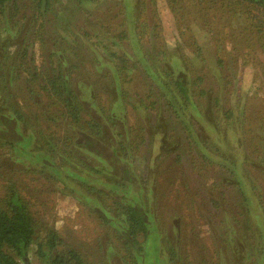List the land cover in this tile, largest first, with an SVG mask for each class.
Here are the masks:
<instances>
[{
	"label": "rangeland",
	"instance_id": "rangeland-1",
	"mask_svg": "<svg viewBox=\"0 0 264 264\" xmlns=\"http://www.w3.org/2000/svg\"><path fill=\"white\" fill-rule=\"evenodd\" d=\"M166 1L168 0H98L97 7L92 14L90 13L91 16H88L89 20L99 21L104 25H112L113 22L117 32H123L126 36L122 44L125 45L128 55L132 56L129 57L130 63L134 64V67H130L126 73V79L120 75L122 81L119 84L122 88L125 86L126 94L116 91L117 83L109 72L111 69L107 61L96 57L97 61L91 66L88 57L96 55L89 44L88 48L79 42L77 44L80 55L85 57V67L82 69L84 73L79 74L74 68L70 70L72 78L78 75L84 81L94 82L92 92L105 93V96L98 93L95 96L97 101L108 97L106 99H110L112 108L117 110V115L121 116L127 125L124 128L115 123L114 129L111 130L118 134L123 133L126 139L133 142L129 155H124L123 152L121 155H124V164L132 170L130 173L136 175L135 180L139 182L140 187L134 189L133 186L138 183L132 182V187L124 188L127 190L126 193H121L118 188L115 189L117 191L108 192L98 187L102 191L99 193L94 191L90 195L91 193L86 189L74 187L77 182L73 180L71 184L65 182L63 184L62 181L56 183L51 178H41L35 181V186L29 188L36 197L42 192L40 199L43 201L42 210L45 212L43 218L48 225L59 232L66 245L74 246L82 252L89 249L91 264H119L117 257H125L124 251L120 249L119 233L113 227V221L121 217L123 204L126 205L131 201L139 202L146 215L155 221L154 226L158 220L164 222V226L159 224L154 228L158 238H153L151 240L153 243L148 239V247L150 251H155L157 264H170L167 257L162 255V250L159 249V254L156 249V243L158 247H163L167 242L175 244L174 247L178 251L179 259L173 264H221V260L225 264L235 262V264H264V254L258 253L256 257L250 259L243 258L246 248L244 218H247L256 231L264 225L263 212L257 203L259 194L264 203V161L261 160L264 157V122L258 121L251 126H243L237 122L239 118L235 112L238 108H242L244 99L249 96L257 97L254 99L255 103H261L258 105H262L264 109V52L255 48L258 41L252 29L240 35L232 28L235 21L240 23L243 20L241 10L232 16L235 17L234 19L229 20L224 16L221 21V33L227 34V37L229 34L234 35L230 39H225L222 35L223 38L220 39L212 36L211 28L200 29L197 26L196 21L200 18L194 20L195 17L188 14L185 17L179 15L173 17L164 7ZM227 3L228 0L218 1V5L228 6ZM56 8L52 9V14L61 16L59 21L66 15L67 20L74 23L80 21L82 25L81 23L87 22L83 19L87 14L80 13L81 10L70 0H62L60 3L56 0ZM157 8L159 12L162 9L160 14L157 13ZM208 18L214 30L218 16L214 19ZM2 29L0 26V50L4 49L5 32H1ZM59 32L65 33L62 30ZM101 32L103 31H96L98 34ZM89 33L93 36L92 31ZM91 35L86 38L89 39ZM97 39L93 36L88 42L93 44ZM223 39L224 41L221 42ZM11 45L7 46V50L13 56L16 44L13 42ZM93 48L95 49L96 46L93 45ZM36 49L37 47L34 46L33 50L37 58ZM219 57L222 58L221 65L217 63ZM36 62L38 63L37 59ZM1 70L0 75L2 71L4 72ZM167 70L182 73V80L189 82L188 90H190L191 78L202 76L200 83L196 81V91L194 90L195 94H192L194 103L188 105L190 118L187 121L193 129L188 132L191 134L195 132L197 139L206 140V145H201L199 150L195 147L192 136L187 132L188 127H184L186 116H183L181 110L177 109L176 112L171 107L176 100H172L170 91L164 86L167 78H170L165 76L164 71ZM2 78L3 76H0V79ZM29 84H27L28 88L32 89L34 86ZM27 85L13 84L10 89L8 88L9 98L6 97L7 95H2L1 99L7 101L11 95L14 102L21 103L27 100L26 98L29 99V95H26ZM34 89L36 95L34 94L35 96L30 99L34 101L42 99L43 91H39L37 87ZM203 89L206 92L198 95ZM149 94L153 97L162 95L163 98L161 100L159 98L153 108L149 105L144 107L139 99L145 98L143 101L149 103ZM114 102H118L120 106L117 108ZM33 105V101H27L23 105L24 108H20L28 110ZM229 106L234 108L235 116L226 120L222 116V111ZM42 108L43 106H39L37 110ZM110 126L112 127L110 124L105 128ZM191 127L189 126L190 129ZM21 131L25 138H28V131L22 129ZM0 132L16 136L15 132H9L2 125ZM103 135L109 138L107 134ZM114 139L115 136L109 141L114 144ZM4 147H0V154L6 152V146ZM33 147V142H30L26 150ZM227 167L234 169L233 172L227 171ZM3 168L16 171V167L11 165L10 168V164ZM234 174L242 179L244 175L249 181L250 178L252 179L250 186L254 190L248 188V205L240 203L239 198L233 200L237 189L235 185L237 178ZM91 175L90 181L99 179L98 176L92 173ZM103 179L106 181L105 178ZM245 180L249 184L248 180ZM1 181L0 179V191ZM22 181L26 183L27 176ZM71 186L74 187L73 191L70 189ZM92 199L96 204L100 203L111 220L110 224L107 221L106 226L100 228L108 235L98 256L95 244L97 231L100 229L96 228V212L93 213ZM115 200L121 204L114 207L112 203ZM212 201H216V206L219 208L214 207ZM111 207L112 209H109ZM198 207H200L199 211L194 210ZM237 212H240L242 217L235 220L241 223L231 219L233 215L234 218L236 217ZM178 222H181V225ZM227 222L235 230L231 244L223 240L225 236L222 235L223 230H226ZM262 230L264 234V227ZM152 254L146 253L144 264L153 261ZM30 261L31 264H38L34 256H30Z\"/></svg>",
	"mask_w": 264,
	"mask_h": 264
},
{
	"label": "trees",
	"instance_id": "trees-1",
	"mask_svg": "<svg viewBox=\"0 0 264 264\" xmlns=\"http://www.w3.org/2000/svg\"><path fill=\"white\" fill-rule=\"evenodd\" d=\"M57 1L62 2V0ZM70 1L81 10L80 13L85 12L87 14V16L85 15L86 18H83L87 22L80 25V21L74 23L69 19L67 20L66 15L59 21L61 16L52 14V9L56 8V0H0V26L3 28L1 32H5L4 49L0 50V69L4 70V72L1 70L2 75H0L3 76L0 79V125L6 127L9 132L16 133L15 136L0 132V147L5 148L4 146H6V152L0 154V179L2 180L0 191V264H31L30 256L36 257L38 264H91L89 249L82 252L74 246L66 245L59 232L48 225L43 218L45 212L42 210L43 201L40 199L42 192L36 197L33 190L31 191L29 188V186H35L34 183L37 179L51 178L52 181H56V183L62 181L63 184L64 182L71 184L73 180L77 182L74 187L86 189L91 193L90 195L94 191L95 193L101 192L102 190L98 187L106 189L108 192L109 190L117 191L115 189L118 188L121 193H126L127 190L124 188L132 187V182L138 183L133 186L134 189L140 187L139 182L135 180L136 175L133 172L130 173L132 170L127 164H124L123 159V156L129 155V151L132 150L133 142L126 139L123 133L119 132L118 134L111 130L114 129L115 123L125 128L127 125L124 120L117 115V110L112 108V102L110 99H106L108 97L97 101L95 96L99 92L97 94L92 92V90L94 91L92 86L94 82L84 81L78 75L74 78L70 76V70L73 68L79 74L84 73L82 69L85 67V57L80 55V48L77 44L79 42L86 48L89 44L96 55H89L88 57L91 66L97 61L96 57L107 61L111 69L109 72L112 73L113 79L115 78L117 83H114L116 91L126 94L125 86L122 88L119 84L122 81L120 75L125 78L130 67H134L129 58L132 56L128 55L125 45L122 44L126 36L123 32H117V27L113 22L112 25H104L99 21L88 19V16H91L90 13L92 14L94 8L97 7L98 0ZM192 1L168 0L164 2V7L173 17L177 15L185 17L188 14L189 16L193 15L194 20L200 18L199 21H196L197 26L200 29L211 28L212 36H217L220 39L223 38L222 35L225 39H230L234 35L229 34L227 37V34L221 33V21L224 16L230 20L233 15L237 14V11L241 10L243 20L240 23L235 21L232 28L240 35L252 29L258 41L255 48L264 52V0H228V6L218 5L219 0H196L190 4ZM157 9V13L160 14L162 9L160 12L159 8ZM215 16H218V22H216L213 30L208 17L214 19ZM94 25L99 28H95ZM59 30L65 33H60ZM89 31H92L96 39L98 38L93 44L88 42L93 37ZM96 31L103 32L98 34ZM107 34L108 36H106ZM90 35L91 37L87 39L86 37ZM235 36L238 37L237 34ZM223 41L224 39L221 42ZM13 42L16 47L12 56L7 50V46H12ZM93 45L96 46L95 49ZM34 46L37 47V58L33 50ZM161 53L165 55V53ZM10 60H12L11 64H9ZM221 61V57L217 58L219 65L222 64ZM164 72L166 77H170L167 78V83L164 86L170 91L172 100H176V103L172 104L171 107L175 111L181 110L183 116H186L185 122L182 121L184 127H188L187 132L192 131L191 125L187 122L190 118L188 105L194 103L192 94H195L194 90L196 91V81L200 83L202 76L198 75L194 79L191 78V86L188 90L189 82L186 83L182 80V73H176L175 70ZM16 83L19 85L30 83L29 85L43 91L45 99H43L44 96L38 101L30 99L36 94L34 87L29 89L28 85L26 95H29V99L23 97L27 100L21 101V103L20 101L14 102L13 95L7 101L1 99L2 95H7L6 97L9 98L8 88L10 89ZM204 92L206 91L203 89L198 95H203ZM99 94L105 96L103 91ZM256 96H258L257 93ZM149 97V103L144 102L145 98L139 99L143 102L144 107L149 105L150 108H153L158 99L163 98L162 95H154L153 97L152 94H149ZM256 98L249 96L244 99L243 109L235 110L239 118L237 122L241 125L251 126L258 121L264 122V109L262 105H258L261 103H255L256 100L254 99ZM27 101H33L35 106L33 105L28 110L21 109L24 108L23 105ZM115 105L117 108L120 106L118 102ZM39 106H43V108L37 110ZM222 116L226 120L233 118L235 116L234 108L230 106L224 108ZM43 124L45 125L42 128ZM110 124L112 127L106 129L105 127ZM21 129L25 132L28 131V138H25ZM124 131L126 132V130ZM188 133L192 136L193 143L198 150L201 145H206V140L197 139L198 136L195 132ZM103 134H107L109 138ZM113 136H115L114 144L109 141ZM30 142H33L34 147L26 150ZM121 152L124 155H121ZM84 155L85 157H83ZM178 159L179 156L177 155ZM261 160L264 161V157ZM9 164L10 168L11 165L16 167L15 172L3 168L8 167ZM233 170L227 167V171L233 172ZM91 173L98 176L99 179L90 181ZM26 176L28 181L25 183L22 179ZM235 177L237 178V184H235L237 189L233 200L239 198L240 203L248 205V188L254 190L250 186L252 179L250 178L249 181V178L244 175V179L237 175ZM113 178L115 180H112ZM245 179L248 180L249 184L245 182ZM72 186L70 189L73 191L74 187ZM259 195L257 203L261 206L258 205L264 217V203L261 195ZM91 201L93 202V213L96 212V228L100 229L106 226L107 221L110 224L111 220H109L105 210L101 208L100 203L96 204L93 199ZM119 203L115 200L112 205L114 207L119 206L121 204ZM192 204L193 202H191ZM226 204L224 203V205ZM123 206L121 217L113 221V227L119 233L120 249L124 251L125 255V257L118 256L117 262L119 264H144L143 260L146 253L149 255L150 252L151 254L153 252L154 259L150 264H157L155 251H150L148 247V239L151 241L153 238H158L154 228H157L159 224L164 226V222L158 220L154 226L155 221L146 215L137 201H131L126 205L123 204ZM213 206L217 207L216 201L213 202ZM194 210L199 211L200 207ZM240 217L242 214L237 212L236 217L234 218L233 215L231 219L241 223L235 220ZM178 224L181 225V222ZM225 226L226 230H223L222 233L225 236L223 240L232 243L235 230L228 222L225 223ZM262 227L264 225L256 231L247 218H244L243 229L246 232L244 259L254 258L258 253L259 255L264 254ZM107 235V232H102V229L97 231L95 244L97 256L100 251L102 252L103 243L107 241ZM247 242L249 243L246 244ZM174 245L167 242L163 247H158L156 243L157 252L159 253V249H161L162 255L167 257L170 264L179 259L178 251ZM233 261L235 260L233 259ZM221 264L225 263L221 260Z\"/></svg>",
	"mask_w": 264,
	"mask_h": 264
}]
</instances>
